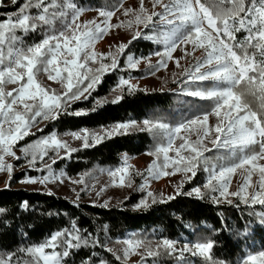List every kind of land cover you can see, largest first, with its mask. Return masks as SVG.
Segmentation results:
<instances>
[{
    "label": "snow or ice",
    "instance_id": "snow-or-ice-1",
    "mask_svg": "<svg viewBox=\"0 0 264 264\" xmlns=\"http://www.w3.org/2000/svg\"><path fill=\"white\" fill-rule=\"evenodd\" d=\"M12 2L16 3V0ZM219 2L224 3L225 0ZM227 2L230 7L218 9L213 14L205 4L201 3V0H169V3L154 0L153 7L160 5L163 8L162 12L153 11L143 19L137 16L138 25L143 24L148 27L153 24V17H157L163 25L168 26L164 31L151 37L164 46V52H157L156 55L171 58L172 52L178 46L186 47L187 44H191L194 49L204 50L203 60L198 61L193 66V71L187 74L189 79L186 83L213 82L210 88L197 87L187 92L191 96L213 100L212 112L205 113L202 119L197 117L175 127L163 123L153 124L145 120V130L159 129L166 138V144H160L155 152L150 154L156 155L157 159L163 156V168L174 167L176 171L191 173L189 179L196 175L195 170L204 157V152L208 151L204 140L215 133L211 143L216 148L227 149L233 154L239 150L241 155L219 168L213 166L206 187L218 192L220 197L231 195L239 197L245 204L264 205V164L258 163L264 160V0H249L247 7L245 0H227ZM31 7L38 9L37 14H30ZM69 11L72 14L71 20L62 23L59 29L54 28L55 21L66 18ZM83 11L84 9L78 8L73 0H64L63 3L60 0H48V3H45V0H35L34 3L33 0H28L18 13L7 16L0 22V171L10 170L12 167L10 164H5V156L19 159L13 151V145L29 134L37 118L57 119L67 111L71 101L87 99L94 87L100 83L101 75L117 67V59L111 53L99 54L101 59L110 58V64L101 62L96 68L90 66V62H97L98 56L94 46L112 27L108 21L114 15V11L100 10L99 15L104 17V20L99 24L89 21L85 25H79L76 21ZM128 11L130 10L125 11V15ZM140 12L146 13L143 0H141ZM45 26L48 34L38 43L25 45L22 37L17 35L18 31L27 34ZM240 31H244L246 35L243 42H236L235 33ZM140 36V31H136L132 39L135 40ZM234 47L239 48L242 54H237ZM126 48L127 45L123 43L118 46L120 52ZM249 48L253 49L251 54L247 51ZM257 55L261 58L259 62L256 60ZM128 61L130 67H136L138 63L131 55L128 56ZM165 63L166 61L161 60L158 66H164ZM202 69L206 70L202 71ZM40 73L46 74L48 80L61 84L64 90L57 93L43 86L37 79ZM242 83L246 85L247 94L259 100L261 109L259 114L250 108L246 101H242L244 93L235 91ZM9 84L17 87L12 91H6V86ZM123 86H127L129 91L136 90V86L129 80L121 79L117 87ZM122 98L117 96L112 102L116 103ZM222 110H224L223 115ZM71 114L86 113L79 111ZM213 114L217 117L218 123L209 126V115ZM197 124L202 125L203 131L194 143L180 136L182 130H190L191 125ZM133 127H136V123L130 121L102 129V132L81 129L71 135L74 139L81 140L82 146L86 148L101 143L114 134H126ZM177 138L183 139L184 142L174 149ZM255 145L259 146V151L250 150ZM61 149L66 150L65 154L68 156L76 151L67 141L53 133L25 147L23 151L31 157L29 163L34 167L36 161L43 160L49 151L55 152L59 157ZM173 150L175 157L169 155ZM181 150L190 155H181ZM52 162L55 163V158H52ZM44 167L48 169L50 175L45 176L41 182L53 178L51 165L45 164ZM157 168L158 165L154 162L150 166V173ZM237 169H244L247 177L238 191L229 193L231 177ZM257 171L259 172L258 190L249 199L248 189L251 186L252 176ZM154 174L159 175L160 172L156 171ZM163 174L172 173L163 172ZM109 175L113 177L120 175V185H124L127 168H117L110 171ZM29 182L37 181L30 179ZM193 192L197 196L201 195L199 188L193 189ZM148 195L152 196V193ZM213 199L215 201L216 198ZM139 206H147V202L142 201ZM24 207H27L26 203ZM260 224L264 226V214H261ZM81 242L88 243L86 239L82 240L75 226L72 231L67 229L57 231L44 242L23 249L22 251L30 257L29 260L23 261V264H63L64 258L70 255L69 250L79 248ZM125 243L127 245L123 249L125 257L143 247L149 257L158 256L163 252L175 256L178 264H189L183 259L185 252L193 256L199 255L210 264H216L211 256L215 246L213 241L196 242L179 249L176 247V242L170 239L157 243L155 248L140 239H128ZM61 247L63 251H57ZM49 249L51 251H47ZM11 260V256L0 258V264H11ZM17 264L20 262L18 261ZM239 264H264V250L247 252Z\"/></svg>",
    "mask_w": 264,
    "mask_h": 264
},
{
    "label": "trees",
    "instance_id": "trees-1",
    "mask_svg": "<svg viewBox=\"0 0 264 264\" xmlns=\"http://www.w3.org/2000/svg\"><path fill=\"white\" fill-rule=\"evenodd\" d=\"M28 0H5L0 8V22L7 16L19 12ZM126 0H73L78 8L84 10H113ZM61 3L64 0H60ZM249 0H245L247 7ZM10 3V4H8ZM213 14L218 9H227V0H201ZM8 4V6H5ZM246 33H235V41L243 42ZM23 43L31 45L43 39L39 29L27 34L22 33ZM237 54H242L235 48ZM164 47L152 40H134L127 53L137 58L148 60ZM249 54L253 49H247ZM256 56L257 62L260 61ZM182 73L172 82V92L132 91L125 93L118 102L97 101L109 96L117 87L119 75H106L88 99L79 101L67 108V111L49 124L41 137L55 133L58 136L71 135L81 129L98 131L108 129L119 123L145 120L153 124H166L175 127L180 123L202 118L212 112L214 101L211 99H194L186 95L197 87H212L213 83L187 82L189 77ZM135 75V74H134ZM252 75V74H250ZM195 87V88H193ZM235 91L244 93L242 101L256 111L258 99L247 94L246 85H239ZM84 111V115H72ZM261 111H258V114ZM37 139V138H36ZM36 139L34 141H36ZM149 132H131L105 139L101 143L75 153L67 162L57 164V169L69 177H78L93 170L113 169L120 165L122 156L140 158L151 152L159 143ZM251 151H259V146H252ZM220 151V150H219ZM212 153L218 167L236 160L225 158L228 151ZM24 174L12 178L9 186L0 189V258H17L31 246L38 245L52 233L65 229L72 231L73 226L79 230L87 244L81 242L79 248H73L64 264H132L115 258L107 249L108 243H117L133 237H142L156 242L170 239L181 245H192L196 242L213 241L212 260L216 264H239L247 252L264 250V226H261V214L264 205H249L236 202L232 205L216 204L208 197L193 198L185 194L167 202L156 203L143 210H134L131 202L121 207H99L88 203L74 204L57 195L17 189ZM205 178L197 181L196 187H203ZM194 187V186H192ZM191 187V188H192ZM190 188V189H191ZM27 207H24V204ZM13 260V259H12ZM162 264H177L176 260L165 258Z\"/></svg>",
    "mask_w": 264,
    "mask_h": 264
},
{
    "label": "rangeland",
    "instance_id": "rangeland-1",
    "mask_svg": "<svg viewBox=\"0 0 264 264\" xmlns=\"http://www.w3.org/2000/svg\"><path fill=\"white\" fill-rule=\"evenodd\" d=\"M4 1L5 0H0V8L4 6ZM34 2L35 0H33V3ZM10 3L13 4V2ZM45 3H48V0H45ZM153 3L154 0H143V7L146 9V13L140 12L141 0H126L120 7L112 10L114 11V15L108 21V24L112 25V27H110L107 33L104 34L102 38H100L96 42L94 46V50L97 53L98 59L97 62L95 63L90 62V66L96 68L99 66L101 62L108 64L111 63L110 58L101 59L99 54L107 55L111 53L112 56L116 57L118 63H117V67L114 70H109L108 72L101 75V81L106 75L115 72V74L119 75V81L121 79H125V80H129L131 84L135 85L136 90L134 91L172 92L170 85L172 84L173 81L178 79V77L175 75H180L182 73H191L193 71V66L198 61L203 60L205 56L204 50L199 48L194 49L191 44H187L186 47L185 45L178 46L175 49V51L172 52L171 58L154 55L153 58L144 60L142 58H137L135 54L127 53L131 43L134 41L132 38L136 31H140L141 36L135 40L146 39V40H152L155 44H159L156 42L155 39L151 37H154L156 34L164 31L166 27H168L166 25H163L160 22L159 18L157 17H153V24L149 25L148 27H145L143 24L138 25L136 23L137 16H140L143 19L147 14H150L153 11L155 12L163 11V8L160 5H156V7H153ZM163 3H169V0H163ZM8 4H6L5 6H8ZM126 10H130L128 11L127 15H125ZM29 12L30 14L35 15L37 14L38 9H36L35 7H31L29 9ZM71 18H72V14L71 11H69L66 18H59L55 21L54 28L59 29L62 26V23L70 21ZM103 20L104 17H101L99 15V11L84 10L77 19L76 23L79 25H85L89 21H95L97 24H99ZM89 26L91 27L93 25H89ZM38 29L40 35L43 36V38L45 35L48 34L47 26H45V28L43 29L40 28ZM21 34H22L21 32L19 31L17 32V35L20 36ZM129 41H131V43H129ZM122 43L127 45V48L123 52H120L118 46ZM129 55H131L132 57L135 58V60L138 61L136 67L129 66V61H128ZM161 60L166 61L164 66H158V62ZM177 61H179V65H177ZM205 70L206 69H202V71ZM37 79L42 83L43 86L53 89L57 93H60L64 90L61 84L48 80L46 74L44 73H40ZM205 82L213 83L212 81H205ZM100 83H98L94 87V90L90 92L88 98L96 90L97 86ZM16 87L17 85L9 84L6 86L5 90L12 91ZM130 92L132 91H129L127 86H123L122 88L116 87L114 90L111 91L108 97L102 99L99 102L97 101V104H100L102 102H112L116 99L117 96H123L125 93H130ZM186 96L194 99H200L199 97H195L191 95H186ZM82 100L85 99L81 98L78 101H71L69 106ZM259 103L260 102L258 100L256 107L257 112L261 111L259 107ZM223 111L224 110H222V115H223ZM55 120L56 119L41 120L37 118V121L34 124V126L31 128L29 134L24 136L15 145H13V151L15 152L16 157H19V159L13 156H5V164H10L12 167L10 170L6 169L0 171V189L8 187L13 177L18 176L19 174H24L25 179L19 183L17 189H25L32 192H41L48 195L50 194V195L61 196L73 202L74 204L88 203L94 206L111 208V207H121L124 203L131 202V204H133L134 210H143L153 204L167 202L171 200L168 199L169 197L175 198L183 194L193 198L208 197L216 204H222V205H232L236 202L244 203L242 199L236 196L227 195L226 197H220L218 192H214L209 187H206L209 176L211 174L210 169L213 166L219 168L217 163L212 158V153L221 154L220 152L228 151L229 155L225 156V158L228 160H231L232 156L240 154L239 150H237V152L233 154L230 153L229 150L227 149L216 148L211 143V140L215 138V133H213L207 139L204 140V145L207 147L208 151L204 152V157L201 158L199 162V166L195 170L196 175L191 177V179H189L191 173H185L184 171H176L174 167L163 168L164 161L162 155L160 156L159 159H157L156 155L150 154V153H154L156 148L160 144L162 143L166 144V138L164 136V133L159 129H153L152 131L145 130L146 126L144 123L136 124V127L130 128L127 131V133L145 131V132H149L154 138H159L160 139L159 143L157 144V146H155V148L151 152L136 159L128 155L122 156L120 165H118L116 168L113 169L93 170L91 172L84 173L78 177H69L57 169V164H61L62 162H67L78 151L89 148V147L86 148L83 147L81 140L74 139L72 135H64V136L56 135L58 138L67 141L69 146L71 148L76 149V151L72 152L71 155L68 156L65 154L66 150L61 149L59 152V157L56 156L55 152L49 151L48 155L45 156L43 160L38 159L36 161L34 167L29 163L31 157L26 155L25 152L23 151L25 147L32 145L36 143L38 140L45 138V137L42 138L41 134L45 133L48 125L52 124ZM217 123H218L217 117L214 114L209 115L208 125L214 126ZM202 131H203L202 125L200 124L191 125L190 130H182L180 136L186 137L190 143H194L198 139V136L202 135ZM92 132H102V130L92 131ZM117 135H123V134H114L112 137H115ZM35 139L36 141H34ZM105 139H110V138H105ZM183 142H184L183 139L177 138L175 141L174 149L178 148L179 145ZM169 155L175 157V151L173 150L172 152L169 153ZM181 155H190V153L181 150ZM52 158H55V163L52 162ZM154 162L158 165V168L156 170H153V173H150L149 171L150 166L153 165ZM258 163L264 164V160H260ZM45 164L51 165V175L53 178H50L48 181L41 182L43 181V178L45 176L50 175L48 169L44 167ZM122 167L127 168V175H125L124 185H120V175H117L115 177L109 175L110 171ZM156 171H159L160 174L155 175L154 173ZM163 172H168L172 174L164 175ZM203 177L205 178L204 186L196 187L197 181ZM246 177H247V172L244 169H237V171L231 177V182L229 184L228 192L232 193L238 191L240 186L244 183ZM30 179H35L37 182L35 183L29 182ZM73 181H83V182L74 183ZM258 182H259V172L257 171L253 174L251 180V186L248 189L249 199L254 194V192L258 190ZM213 183L215 184V182ZM195 188H199L201 190L200 196H197L193 192V189ZM149 193H152V196H149L148 195ZM188 193H192V194L189 195ZM213 198H216L215 201ZM142 201H146L147 206L138 207V205H140ZM249 205L252 206L253 204L249 203ZM255 205H260V204H255ZM129 239L143 240L153 248H155V246L158 243L156 241L148 240L142 237H133ZM126 240L128 239H125L117 243L107 244V249L115 258L123 260L126 263H132V264H162L161 263L162 259L169 258L176 260V263L178 264V261L175 256H169L163 252H161L158 256L149 257L147 256L146 250L143 247L138 248L135 252L125 257L123 255V249L127 246L125 243ZM184 246L185 245L176 244V247L178 249L183 248ZM71 250L72 249H70V251ZM47 251H51V250L49 249ZM57 251H63V248L62 247L58 248ZM3 258H7V257H3ZM12 259L13 260H11V264H17L18 261L20 262V264H23V261L29 260L30 257L26 253H24L22 256H19L18 259L17 258H12ZM65 259L66 258H64V260ZM183 259L188 261L189 264H210V262H207L204 257H201L199 255L193 256L188 252L184 253Z\"/></svg>",
    "mask_w": 264,
    "mask_h": 264
}]
</instances>
